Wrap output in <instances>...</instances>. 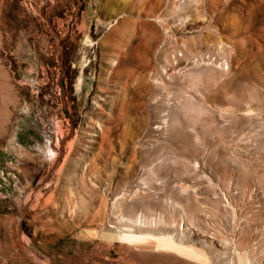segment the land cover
<instances>
[{"label": "rangeland", "instance_id": "obj_1", "mask_svg": "<svg viewBox=\"0 0 264 264\" xmlns=\"http://www.w3.org/2000/svg\"><path fill=\"white\" fill-rule=\"evenodd\" d=\"M0 264H264V0H0Z\"/></svg>", "mask_w": 264, "mask_h": 264}, {"label": "bare ground", "instance_id": "obj_2", "mask_svg": "<svg viewBox=\"0 0 264 264\" xmlns=\"http://www.w3.org/2000/svg\"><path fill=\"white\" fill-rule=\"evenodd\" d=\"M52 152V155H54L53 150H50ZM122 240H131L133 237L129 235H124L120 237Z\"/></svg>", "mask_w": 264, "mask_h": 264}]
</instances>
